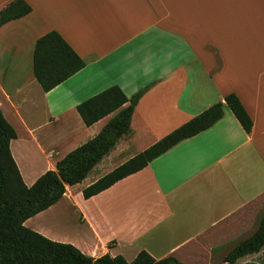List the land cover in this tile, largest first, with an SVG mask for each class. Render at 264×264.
I'll return each instance as SVG.
<instances>
[{"label": "crops", "instance_id": "crops-1", "mask_svg": "<svg viewBox=\"0 0 264 264\" xmlns=\"http://www.w3.org/2000/svg\"><path fill=\"white\" fill-rule=\"evenodd\" d=\"M12 1L0 0V10ZM23 1L31 12L0 27V111L15 131L9 147L26 186L117 113L87 127L78 104L112 86L127 98L143 91L129 135L95 175L23 225L94 259L132 262L145 251L155 260L223 264L264 216V0ZM51 31L85 67L45 93L32 53ZM229 94L251 119L250 133L226 107ZM218 102L223 116L210 128L83 198V189L133 157L125 156L131 144L146 139L142 152ZM67 212L74 233L56 228ZM49 216L56 227L45 224ZM245 263L264 264V247L236 264Z\"/></svg>", "mask_w": 264, "mask_h": 264}, {"label": "trees", "instance_id": "trees-1", "mask_svg": "<svg viewBox=\"0 0 264 264\" xmlns=\"http://www.w3.org/2000/svg\"><path fill=\"white\" fill-rule=\"evenodd\" d=\"M30 12L31 8L23 0H14L0 10V27ZM84 67L83 60L57 32L51 31L36 40L32 72L45 93ZM142 95L143 91H140L127 98L119 87L112 86L78 104L76 111L87 127L117 113L94 138L65 155L56 163L55 171L45 172L30 187L24 184L10 152L15 131L0 111V264H183L173 256L155 260L145 251L138 253L132 262L108 254L94 259L73 245L51 241L23 225L29 218L56 204L65 194L66 187L83 182L115 149L119 140L129 135L132 114ZM223 100L242 129L250 133L252 121L238 98L229 94ZM222 116L223 103L218 102L87 186L82 190L83 198L87 200L141 171L153 159L179 142L207 130ZM263 247L264 216L255 233L230 251L223 264H236L245 256L259 253Z\"/></svg>", "mask_w": 264, "mask_h": 264}, {"label": "rangeland", "instance_id": "rangeland-1", "mask_svg": "<svg viewBox=\"0 0 264 264\" xmlns=\"http://www.w3.org/2000/svg\"><path fill=\"white\" fill-rule=\"evenodd\" d=\"M145 144H146V139H141L140 141L136 142L135 145L131 144L128 148V153H126L125 156H135L136 154H138L140 152L141 147L145 146ZM96 169H98V168H96ZM96 171L97 170H94V172H91L88 177L89 178L93 177L95 175ZM72 218L73 217H72L71 213H68V212L65 213V216L63 217V223L65 225L59 224L60 225L59 227L55 224V221H53L52 217H50V216L46 217L44 222L49 228L57 226L56 228H58L60 231L68 234V231H70V232L73 231V233H74V231H76V227L73 224ZM249 262H251V261H249Z\"/></svg>", "mask_w": 264, "mask_h": 264}]
</instances>
